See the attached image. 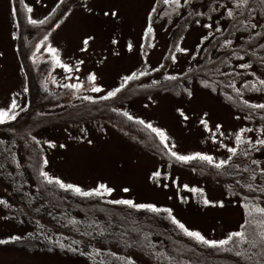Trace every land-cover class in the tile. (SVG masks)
Masks as SVG:
<instances>
[{
  "label": "rangeland",
  "instance_id": "obj_1",
  "mask_svg": "<svg viewBox=\"0 0 264 264\" xmlns=\"http://www.w3.org/2000/svg\"><path fill=\"white\" fill-rule=\"evenodd\" d=\"M60 2L61 0H24L21 4L20 0H0V108L7 109L13 98L18 105L12 110L15 115L30 106L28 68L33 69L36 64L35 69L40 73L42 86L47 93H54L59 98L56 104L39 109L40 113L46 109H56L59 104L56 111L60 110V113L67 115L69 121L34 133L44 149L43 171L85 191L100 183L115 189L110 194L97 196L100 199H132L136 203L155 204L161 209L170 208L172 214L186 227L199 231L208 239H224L231 232L241 231L246 233V240L241 242L237 238L235 243L229 242L226 246L214 249L197 243L171 223V227L180 235H167L169 239H165L168 244L163 247L164 256L161 260H156L149 254H144V248L128 246V240H125V244L124 240L118 241L117 236L115 240V236L109 240L104 234L109 241L87 242L91 233L96 235L92 232L95 227L91 228L92 231L80 228L81 232H76L40 218L38 222L45 229L46 235L53 242L65 245L61 249L51 243L52 246L49 247L52 251L44 252L34 246L30 248V242L22 240L31 226L18 223L19 219L9 218L5 204H0V239L21 237L20 240L0 244V264H128L129 257L135 264H181L177 260V249L173 244L184 249L190 247V250L195 249L197 253L202 248L222 251L235 246V249L238 248V251L247 255L254 253L253 251L258 252L256 256L259 264L260 260H264V240L260 235L264 232V214L253 209L257 206L264 207V198L244 196L230 190L218 175L233 170L230 163L233 154L227 149H239L237 133L243 141L241 146L245 148L248 145L254 151L251 159H238L239 165L249 167L256 160L259 171H264V150L256 143L257 140L264 139V117L234 107L223 97L220 89L199 82L201 78L195 70L203 63L204 58L216 56L214 52L208 55L205 48L224 29L226 23L222 17L227 11H232L231 8L226 5L207 16L205 6L186 8L183 6L184 0H180L179 5H166L163 0H77L63 12H67V15L62 13L44 31L31 29L27 22L29 17L43 21ZM85 6L92 11L88 12ZM27 7H31L32 12H27ZM153 7L156 8L155 12H152ZM109 10L116 11L118 15L104 16L103 13ZM191 11H195L194 15H199L186 28L178 31L179 16H185ZM150 12L153 31L145 35ZM176 12L178 16L174 17ZM207 25L211 27H206ZM88 35L93 39L87 49L82 51V41ZM45 36H48L46 41ZM113 40L116 41L115 44L112 43ZM225 41L236 45L240 43L238 38L231 36ZM129 43L132 45L131 51L128 49ZM49 47L57 49L61 63L68 64L71 71H66L54 62L53 54L48 51ZM24 56L33 60L32 67L26 66ZM77 61L83 63L77 65ZM230 68L240 74L237 80L239 85L252 83V90L244 94L245 99L254 105L264 104V84L260 83L264 80V69L243 56L237 57ZM133 72L137 74V78L124 84L116 96L100 98L119 87L124 83L122 78ZM140 72L146 75L141 76ZM89 73L96 76L94 85L87 79ZM169 75L176 77L171 81H178V87L166 86L171 81L164 77ZM153 81L159 83L154 84ZM73 83L80 87H67ZM92 86H98L101 90L94 92L91 90ZM186 90L193 95L189 97ZM97 105H108V110L115 109L121 115L127 112L134 117L133 120L145 121L143 126L151 124L162 129L168 137L165 143L175 145L172 150L182 155L197 152L210 155L213 157V164L209 165L198 159L177 161L163 147L157 135L154 141L149 135L154 150L142 145L129 136L122 126L128 120L124 115L123 119H118L121 126L105 118L85 119L98 111L87 112L82 122H78L80 119H73L75 115L81 114L80 110ZM202 120L207 122L206 126L201 123ZM6 123L13 126L17 124L14 120L2 124ZM19 123L20 126H25V122ZM216 125L221 127L217 129ZM30 135L32 137L33 134ZM46 141L55 147H49ZM0 142V147L3 145L4 150L19 143V158L26 164L24 167L29 170V167L35 165L33 148L23 137L16 140L0 132ZM45 160L47 164L44 163ZM221 160L229 162L221 169L211 167ZM17 166V162L11 161L13 175H17ZM154 172H160V177H153ZM27 180L33 185L32 177ZM13 181L18 185L22 184L23 179ZM257 182L264 186L262 180ZM184 185H188V188L183 187ZM124 187H128L130 191L123 192L121 189ZM192 188L203 189V193L191 192ZM204 198L222 200L224 206H206L203 204ZM0 200L5 201L7 206H13L17 202L13 190L1 176ZM243 204H248L249 208H243ZM163 213L161 214L166 215L164 219H168V214ZM169 221L168 219L166 222ZM141 243L144 247L145 243ZM69 247L77 251L71 254ZM64 250H68V254L63 253ZM190 250L179 258L192 257L194 253ZM206 254L208 253L204 255ZM239 264H244L241 257Z\"/></svg>",
  "mask_w": 264,
  "mask_h": 264
},
{
  "label": "trees",
  "instance_id": "obj_2",
  "mask_svg": "<svg viewBox=\"0 0 264 264\" xmlns=\"http://www.w3.org/2000/svg\"><path fill=\"white\" fill-rule=\"evenodd\" d=\"M75 1L77 0H63L52 14L46 20H43L44 23L29 26L34 30L44 31L45 27L49 24L52 25ZM200 5L206 7L207 16H211L221 7L227 5L232 10L230 11L232 12V16L228 15V11L226 12L222 17V20L226 23L224 29L215 35L206 46L205 50L209 53L208 55L214 52L216 56L204 58L203 63L195 69L196 74H199L201 78L199 82L220 89L223 97L228 99L234 107L245 112L260 114L264 117V108L252 107L254 104L250 102L247 104L244 103V101H247L244 94L252 90L250 87L252 83L246 82L239 85L237 80L240 74L230 68L237 57L243 56L247 57L256 66L264 69V0H247L246 4H241L240 0H189L183 6L192 9L193 6ZM194 12L191 11L185 16H179L177 23L178 31L186 28L193 18H197L198 15H194ZM175 16H178L177 12L174 14ZM253 24L256 27L253 28ZM228 36L238 38L240 43L236 45L234 42H226L225 39ZM24 59L27 67L34 63L32 59L30 60L26 56H24ZM35 65L33 69L28 68L27 80L28 92L31 99L30 106L23 108L16 114L14 121L17 124L13 126L11 123H6L0 126L1 133L8 134L16 140L23 137L27 142H30L29 146L33 148V162L35 161V165L29 167L28 170L24 167L26 164H23L19 158L21 147L17 143L18 141L9 146V150L7 148L4 150L3 145L0 147V176L8 182L17 199V202L13 206H5L6 212L9 218L19 219L18 223H26V225L31 226V229L24 237L25 239L23 238L22 240L29 241L31 245L28 244V246L30 248L34 246L40 249V251L49 252L51 248L49 246L52 245H50L51 243L47 239L48 236L45 233V229L38 222L40 218H46L55 226H61L64 229H74L73 231L76 232H81L79 230L80 228H86V230L92 231L91 228L95 227L96 229L92 232L96 235L91 233L87 242L94 243L99 240L107 242L113 236H115V240L117 236L118 241L120 239L124 240L126 244L125 240H128L130 242L128 246L136 249H141L142 247L145 249V252L143 250L144 254H149L156 260H161L164 256L163 247L168 244L165 241L166 238L169 239L167 235L169 233L172 236L179 234L175 228L171 227L172 224L170 221L169 223L166 222L168 219H164L166 215H162V212L151 213L144 209H132L126 205L110 203L109 201L111 200L100 199L98 198L100 196L97 197L96 195L87 197L80 196L71 190H62L55 183L48 184L44 177L40 175V172L43 171L42 154H44V149L40 143L37 144L32 139L34 133L42 128L56 126L61 123H69V121L66 117L67 115L60 113V110L56 111L60 107L59 104L56 109H46V111L40 113L39 109L42 107L44 109L46 105L56 104L59 98L54 93H47L46 88L42 86L40 73L35 69ZM177 85L178 81H171L166 86L178 87ZM107 110L108 105H97L85 108L80 110L81 114L78 116L75 115L73 119H80L78 122H82L85 119H96L95 117H99L109 119L115 124L120 125L118 119H123V114L121 115L120 112H116L114 109ZM92 111L98 112L90 117H83L87 115V112ZM19 122H25V126H20ZM122 126L128 132L129 136L136 141L142 145H147L151 149L154 148L150 144V139L152 137L154 141L156 134L149 128L138 123L137 120H125ZM30 133L33 134L32 137ZM30 138L31 141L29 140ZM36 141L38 140L36 139ZM242 143L243 141L238 142L237 146L239 149H237L236 154H233V160L230 161L233 169L228 171L230 174L217 175L221 181L228 184L230 190L237 191L244 196L264 198V186L257 182L258 180H262L264 183V171H259L258 164L251 163L249 167H245L239 165L237 161L238 159L246 160V158L252 157V153L254 152L248 145L243 148L241 146ZM261 148L264 150V146H261ZM11 161L17 162L18 164V168H16L18 171L17 175H13L14 173L11 172ZM211 167L215 168L214 166ZM29 177L34 179L33 185L28 182L27 179ZM13 179L17 181L23 179V182L17 185ZM249 184L252 186L251 188L248 187ZM27 220L29 222H26ZM104 234L109 240L105 238ZM141 241L145 243L144 247ZM173 246H176L175 249L177 250L173 249L178 257L177 260L179 259L181 264H239V257H241L244 264H257L258 262V252L255 253L253 251L255 254L251 253L247 255L239 251L241 255L237 256L236 252L238 248L235 249V246L228 247L222 251H212L211 249L206 250L202 248V250L200 249L198 251L200 253H197L195 249L190 250V247H185L186 249H184L178 244H173ZM189 250L194 253L192 257L179 258L181 254ZM63 253L68 254V250H64ZM205 253L208 254L204 255ZM120 264H124V262ZM259 264H264V260H260Z\"/></svg>",
  "mask_w": 264,
  "mask_h": 264
},
{
  "label": "snow or ice",
  "instance_id": "obj_3",
  "mask_svg": "<svg viewBox=\"0 0 264 264\" xmlns=\"http://www.w3.org/2000/svg\"><path fill=\"white\" fill-rule=\"evenodd\" d=\"M20 2H21V4H23L24 0H20ZM37 2H39V0H37ZM61 2H63V0H61ZM188 2H189V0H184L185 4H187ZM163 3L166 4V5L167 4H177V5H179L180 4V0H163ZM240 3L241 4H246L247 0H240ZM85 7H86V10L88 12L92 11L91 8H88L87 6H85ZM26 10L29 13L32 12V8L31 7H27ZM68 11L70 12L71 9H69ZM155 11H156V8L153 7L152 8V12H155ZM67 14H68L67 12L63 13V15H67ZM197 14L199 15V13H197ZM13 15H15V11H13ZM103 15L104 16L116 17L118 15V13L116 11L109 10V11H105L103 13ZM148 15H149V23H148L147 27L145 28V35H149L153 31V28H152V25H151V22H150L151 21V12ZM228 15L232 16V12H229ZM46 19H47V17H45V20ZM27 22L30 25H36V24L44 23V21H42V20L32 19L31 17L28 18ZM206 27H211V25H207ZM252 27L254 28V27H256V25L253 24ZM217 31H219V29H217ZM47 39H48V36H45L44 40L46 41ZM92 39H93V37L90 36V35L85 36V38L82 41V44L84 46L81 49L82 51L87 49V46L89 45V42ZM205 39H206V37H205ZM112 43L115 44L116 41L113 40ZM128 49H129V51L132 50L131 43L128 44ZM48 51L53 54V60H54L55 63H57L58 65L63 67L66 71H71V69H70L68 64H62L61 63V61H60V59H59V57L57 55V49L49 47ZM180 51H187V49H180ZM173 61H175V57H173ZM82 63H83V61H77V65L82 64ZM246 66L247 65H241V67H246ZM77 70H79V69L77 68ZM139 75H141V76L142 75H146V73L140 72ZM136 78H137V74L135 72H133L130 75L124 76L122 78L124 83H122L119 87H117V88H115V89H113L111 91H108L106 96H102L100 98L101 99H109L111 97L116 96V94L120 91V89L124 87V84H126L129 80H133V79H136ZM87 79L90 82H93V85H94V82L96 80V76H95L94 73H89ZM164 79H166V80H175L176 77L169 75V76H165ZM153 83L156 84V83H159V82L158 81H153ZM260 83L264 84V80H261ZM67 87L75 89L77 87H80V85L76 84V83H73V84L67 85ZM24 90L27 91V89H24ZM91 90L94 91V92H99L101 89L98 86H92ZM186 91H187L189 97H191L193 95V93L191 91H188V90H186ZM85 99H89L90 100L91 97H85ZM244 103L247 104L248 101H244ZM17 106H18L17 105V101H16L15 98H13L11 100L10 106L7 109L0 108V124L4 123L6 121L14 120L16 118V115H15L14 111H12V110L14 108H16ZM252 107L264 108V104L252 105ZM114 111H116V110L114 109ZM178 111H179V109H178ZM180 114H181V116H184L183 112H180ZM123 115L126 116L128 118V120H133L134 119V117L129 115L127 112L123 113ZM185 119H186V117H185ZM137 122L140 123V124H145V121H143V120L137 119ZM201 123L205 124V126L207 125V122L204 121V120H202ZM146 127L149 128L152 132L156 133V135L159 137V140H160L161 144H164V147L169 150V154L172 157H174L177 161H179V162H188V161H191V160H194V159H198L200 161H206L209 165L213 164V157L210 156V155H207V154H202V153H199V152L194 153L192 155L179 154L177 151L172 150V148H174L175 145H171L170 146L169 144L165 143V141L168 140V137H167L166 133L162 129L157 128V127H153L151 124H147ZM220 127H221L220 125H216L217 129H219ZM241 131H244V130L241 129ZM32 139L37 144L40 143L39 141H36V138L34 136L32 137ZM236 140H237V142L241 141V136H240L239 133L236 134ZM46 143H48L49 147H55V145L52 144L51 142H47L46 141ZM89 143H91V141H89ZM256 143L261 145V146H264V139H259V140L256 141ZM60 147H64V145H60ZM227 150H228L229 153H232V154H236L237 153V149L235 147H229ZM245 155H247V153H245ZM229 159H231V157H229ZM228 162H229L228 160H221L218 163H215L214 167L216 169H221L224 165H227ZM44 163L47 164V160H45ZM252 163L253 164H258V161L253 160ZM225 174H230V173H228L226 171ZM40 175L44 177V179L47 181L48 184L55 183L61 189L71 190V191H73L74 193H76V194H78L80 196H85V197L93 196V195L102 196V195H105V194H110L113 191H115V189H113L112 187L107 186L104 183H100L97 187L92 188V189H90L88 191H85V190H83L81 187H79L77 185L70 184V183H64L60 178L50 176L47 171H41ZM160 175H161L160 172H154L153 173V177H160ZM253 178H254V176H253ZM164 186L167 187V185H164ZM183 187L188 188V185H184ZM248 187L251 188L252 186L249 184ZM121 190L123 192H125V193L130 191V189L128 187H124ZM190 191L191 192H200L201 194L203 193V189H197V188H192V189H190ZM109 202L113 203V204H118V205H126L129 208L136 209V210L144 209V210H147V211H149L151 213H161V212L167 213L168 214L167 218L171 221V223L173 225H175L177 228H179L184 233V235L194 239L197 243L207 245L210 248L218 249V248H220L222 246L228 245L229 242H234L235 243L237 238L241 242H244L246 240V233L245 232H241V231L231 232L224 239H219V240L208 239L204 235H202L199 231L190 230L188 227H186L184 223H182L180 220H178L172 214V209H170V208L161 209V208L157 207L155 204H152V203H136L132 199H117V200H111ZM0 204H5V206H7L6 202L3 201V200H0ZM203 204L206 205V206H209V205L219 206V207H223L224 206V203H223L222 200L213 201V200H210L208 198H204L203 199ZM242 207L245 208V209H248L249 205L248 204H243ZM253 210L255 212L264 214V207H258L257 206ZM248 214L250 215L251 213H248ZM241 227H243V226H241ZM260 235H261V239L264 240V232H262ZM20 239H21V237H19V236H11V237H9V240H11V241H16V240H20ZM47 239L49 240L50 243H55V246H57V247H59L61 249H63L65 247L64 244L59 243L58 241L57 242H53L51 237H47ZM9 240L0 239V244H6V243L9 242ZM51 250L52 249L50 248L49 251H51ZM68 250L72 251V252L77 251L75 248H71V247H69ZM236 255L240 256L241 253L238 251V252H236ZM128 264H135V262L129 257L128 258Z\"/></svg>",
  "mask_w": 264,
  "mask_h": 264
}]
</instances>
